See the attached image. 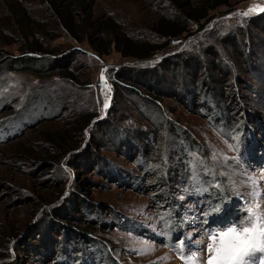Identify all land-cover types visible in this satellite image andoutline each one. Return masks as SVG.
<instances>
[{"label": "rangeland", "instance_id": "rangeland-1", "mask_svg": "<svg viewBox=\"0 0 264 264\" xmlns=\"http://www.w3.org/2000/svg\"><path fill=\"white\" fill-rule=\"evenodd\" d=\"M20 1L57 34L48 48L63 56V73L0 75V264H184L181 242L204 264L207 231L247 216L249 177L264 211V25L250 23L262 14L241 15L264 0H229L189 23L181 0H95L94 19L114 20L133 42L163 45L144 59L114 50L97 58L61 32L45 0ZM169 17L189 32L157 37V23ZM0 18L11 32L1 6ZM18 55L16 44L0 46V66ZM178 56L198 60V81L174 67L164 74L179 79L151 95L119 85L128 68L163 74ZM115 115L126 133L110 128L95 151V134ZM88 149L101 158L96 170ZM74 200L83 202L78 213Z\"/></svg>", "mask_w": 264, "mask_h": 264}, {"label": "trees", "instance_id": "trees-1", "mask_svg": "<svg viewBox=\"0 0 264 264\" xmlns=\"http://www.w3.org/2000/svg\"><path fill=\"white\" fill-rule=\"evenodd\" d=\"M45 1V4L47 5V11L50 13V19L52 18L54 20L56 26H58L61 32L66 37H68L70 41L75 42L76 44H83L86 42L97 58L108 55L114 50L124 57H136L144 59L149 57L150 54H153L159 49L163 48V45L150 46L145 43L143 44L133 42L132 38L123 33L117 26L116 22L110 18L102 20L94 19L92 16V8L94 6L95 0ZM172 1L175 3V5L179 6L178 2H180V0ZM191 1L192 0H181V3H184L181 7H184L182 10L186 15V21L188 23L206 20L209 10L214 9L217 6L229 5V0ZM193 3H196L195 6H192ZM0 6L2 8L3 15L5 18H7V25H9L11 28V32H5L3 29L4 25L1 23L2 19L0 18V46L16 44L17 50L19 52L18 56L5 59V61L0 66V68H2L0 69V75L4 72L12 71L39 72L45 70L50 72H62L63 67L61 58L63 56H57L56 51L48 48L50 47L49 42L58 38L57 34L43 29L40 22L33 20L20 0H1ZM185 8H188V11H185ZM177 19L178 18L172 19L170 17L160 19L155 28L156 36L166 38V40H168L188 33V23L182 22V24H180L181 22H179ZM260 22L262 25H264V14H262V16L260 15V17L251 18L250 23L254 26L259 25ZM164 44H166V42H164ZM77 53L78 51L74 50L72 53H66V55L74 54L72 56L74 57L75 54L77 55ZM198 65V60L193 57L187 56L180 58V56H178L172 59L171 62H165L162 67L163 74L158 71V69L139 71L128 68L126 69L127 73L124 75L129 74V76H123L122 73L119 75L120 79L123 81L125 80V82L120 80L119 85H121L125 91L127 90L129 93L133 92L134 94H139V87L144 89L150 88L151 90H149L147 93L151 95V91H161L160 89L162 88V84L166 85L174 83L177 79H179L178 77L177 79H174V76H171V78L167 80L166 76H168V74H164L168 73L171 68L174 69V67L178 70L181 68V74L184 76L182 79L186 78L189 80V78H191L193 81L194 78L196 81H198V75L196 74ZM220 69L223 74H228L227 70L224 69V66ZM66 75H70V77L73 78V75H71L70 72H67ZM72 80L75 82L74 79ZM213 82L214 86L216 87V85L219 83V79ZM75 84L78 85L77 82H75ZM130 84H134L135 86ZM186 86L184 90L187 92ZM139 99L141 102H148L141 97ZM152 103H155V105L157 104L156 102ZM157 106L159 105L157 104ZM114 117L115 118L111 119L110 122L108 121L104 124H101L100 131L95 134L94 138L96 141L94 142L93 148L95 151H97V148L101 149L104 147L106 145L105 140L110 139L109 137H106V135H109L108 132L110 128H113L116 131V136H119V132H123V134L126 133L124 126H122L120 123V119L116 115ZM137 147L140 148L139 146ZM130 148V153H134V155H136L137 149H135L133 146H130ZM141 151L143 150L141 149ZM87 154L90 156L88 158L90 162L89 164H91L92 161L94 163L92 167H94V170H96V163L97 161L100 162L101 158L99 156V158L94 157L95 155H93L90 149L87 150ZM138 156L141 157V153H139ZM83 164L85 166L89 165L85 163ZM77 173L79 174V172ZM70 202L71 201H69V203ZM82 203V200H74L70 203V205H78L74 213H78V211L82 208ZM68 209L69 204L61 208L58 217L64 215L63 213L69 212ZM229 209L230 207L227 208V210ZM82 212L83 211L81 210L80 213L82 214Z\"/></svg>", "mask_w": 264, "mask_h": 264}, {"label": "snow or ice", "instance_id": "snow-or-ice-1", "mask_svg": "<svg viewBox=\"0 0 264 264\" xmlns=\"http://www.w3.org/2000/svg\"><path fill=\"white\" fill-rule=\"evenodd\" d=\"M256 12H264V7L254 5L241 15L248 16ZM101 82L105 83L103 71ZM108 106L109 102L105 100L104 109ZM248 182L252 184L253 203L245 207L247 216L223 230L207 231V258L204 264H264V211L260 205L261 192L254 178L249 177ZM185 247L181 242L177 249L184 264H200L201 257L186 254ZM192 247L196 251L203 250L200 244Z\"/></svg>", "mask_w": 264, "mask_h": 264}, {"label": "water", "instance_id": "water-1", "mask_svg": "<svg viewBox=\"0 0 264 264\" xmlns=\"http://www.w3.org/2000/svg\"><path fill=\"white\" fill-rule=\"evenodd\" d=\"M260 6H262V7H264V5H260ZM264 12H256V13H254V14H256V15H260V14H263Z\"/></svg>", "mask_w": 264, "mask_h": 264}, {"label": "bare ground", "instance_id": "bare-ground-1", "mask_svg": "<svg viewBox=\"0 0 264 264\" xmlns=\"http://www.w3.org/2000/svg\"><path fill=\"white\" fill-rule=\"evenodd\" d=\"M235 201V200H234ZM237 204H239V203H237ZM229 214V213H228ZM228 214L226 215V217H228Z\"/></svg>", "mask_w": 264, "mask_h": 264}]
</instances>
